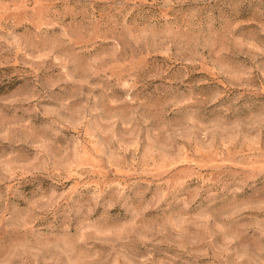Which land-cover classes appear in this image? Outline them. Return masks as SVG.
I'll list each match as a JSON object with an SVG mask.
<instances>
[{"label": "rangeland", "instance_id": "1", "mask_svg": "<svg viewBox=\"0 0 264 264\" xmlns=\"http://www.w3.org/2000/svg\"><path fill=\"white\" fill-rule=\"evenodd\" d=\"M0 264H264V0H0Z\"/></svg>", "mask_w": 264, "mask_h": 264}]
</instances>
